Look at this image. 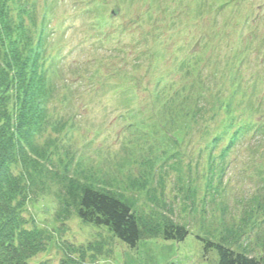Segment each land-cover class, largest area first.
Returning <instances> with one entry per match:
<instances>
[{
	"label": "rangeland",
	"instance_id": "rangeland-1",
	"mask_svg": "<svg viewBox=\"0 0 264 264\" xmlns=\"http://www.w3.org/2000/svg\"><path fill=\"white\" fill-rule=\"evenodd\" d=\"M21 1L34 10L38 33L45 31V66L53 90L46 104L48 120L65 123L59 133L49 128L38 138L41 144L48 137L56 139L52 155L55 178L50 175L44 185L34 188L22 215L27 228L46 230L51 240L47 250L29 264H60L65 244L87 246L91 242L102 243L104 251H92L95 258L88 256L85 264H217L216 249H206L199 237L216 242L230 238L234 248H246L264 259V18H260L264 0H235L219 15L213 9L199 15L198 0H185L193 11L182 9L169 22L166 17L173 15L175 5L168 4L171 10L165 11L166 0ZM239 3L242 15L258 17L256 49L246 52L243 38L253 28L244 25V16L234 13L233 6ZM218 7L216 4L214 9ZM11 8L16 16L19 1ZM24 18L31 25L29 17ZM232 20L236 21L230 28ZM208 33L216 44L226 34L222 51L206 48L208 57L218 60L215 81L226 86L223 97L229 98L237 88L232 85L241 83L243 92L235 100L242 101V109L236 114L249 112L255 121L228 153L224 174L213 178L202 149L224 128L225 116L215 107L216 119L206 137L202 130L196 131L176 151H169L164 130L156 123L163 114L168 115L162 108L170 105L173 91L156 100L153 88L158 75L147 72L151 61L144 57L145 65H141L135 59L139 51L160 53L164 57L158 62L160 68H169L171 55L177 54L180 60L197 58L201 50L197 40ZM187 40L194 41L195 47L187 48ZM117 48L123 53L118 54ZM241 59L237 69L242 75L237 78L235 67ZM173 71L175 68L165 70L166 75ZM180 76L169 75L168 79ZM228 136L215 147L217 157L229 143ZM174 151L179 152L178 158L173 157ZM65 165L70 176L79 174L86 180L93 175L100 185L123 193L140 217L161 220L169 216L186 224L188 236L182 241L141 239L132 248L105 227L83 223L75 214L61 220L58 213L65 188L59 178L65 174ZM12 171L20 176L23 169L13 165Z\"/></svg>",
	"mask_w": 264,
	"mask_h": 264
},
{
	"label": "trees",
	"instance_id": "trees-1",
	"mask_svg": "<svg viewBox=\"0 0 264 264\" xmlns=\"http://www.w3.org/2000/svg\"><path fill=\"white\" fill-rule=\"evenodd\" d=\"M16 1L0 0V264H29L31 258L47 250L51 237L46 230L27 228L28 221L22 212L34 188L44 185L45 179L50 175L55 178L52 155L56 139L48 137L41 144L38 138L49 128L59 133L65 124L63 122L58 125L49 121L47 116L46 104L49 101V93L53 90L45 66V31L38 33L34 10L27 8L21 0H18V13L13 15L11 5ZM186 1L166 0L165 11L171 10L170 4L175 5L173 15L166 17L168 22L173 21L182 9L184 12L193 11L192 8L186 7L189 6ZM234 2L235 0H198L197 11L200 12L199 15H204L203 11L213 9L219 15L225 5ZM216 4L218 9H214ZM235 8L234 13L244 16L240 3L235 4ZM25 16L29 17L28 22L31 25L26 22ZM235 21H229L227 25L231 28ZM253 21L255 19L251 14L244 16V25L250 30L253 28L249 36L245 35L243 38L247 48H243L244 52L254 47V38L258 37L255 32L259 28L253 25ZM225 36L223 33V37L217 39L218 44L209 33L199 40L195 39L200 41L197 43L198 48H201L200 55L197 58L183 57L181 60L177 54L171 55L168 59L169 68H160L158 62L163 57L160 53L139 51L135 55L139 64L143 63L144 57L151 61L149 68L146 66L150 76L154 73L158 75L153 88L156 100L161 101L173 91L169 99L170 105L165 104L162 108L163 112L168 110V115L163 114L161 121L156 123L158 128L164 130L169 151L178 148L186 142L188 135L191 137L196 131L202 130V135L205 133L206 137L211 122L216 119L215 107L218 108L220 116H225L222 122L224 128L213 135L205 144V149H202L208 156V172L212 178L216 174H224L228 153L239 137L251 130L255 122L249 112L236 114V110L242 109V101L235 100L237 95L243 92L242 84L232 85L237 88L225 99L223 96L227 95L226 86L215 81L218 60L208 57L206 48H219L222 51L221 43H226ZM193 42L187 40L184 45L189 48ZM179 48L181 49L180 46ZM122 58L126 59L125 56ZM232 59L237 60L234 55ZM241 62L242 59L235 67L237 78L242 75L241 69H237L241 67ZM201 63L203 67L201 66L202 70L199 72ZM224 67L226 68V65ZM171 68H175V71L169 75L174 77L181 73V79H168L169 75H166L165 70ZM194 71H197L195 75ZM179 82L183 83L180 87ZM259 129L260 126L257 127V130ZM227 136L229 143L217 157L214 149ZM175 151L173 157L178 158L179 152ZM165 153L167 155L169 152ZM13 165L22 167V175L13 173ZM64 170L63 177L56 176L65 188L58 213L61 220L75 214L83 223L105 227L114 237L132 248L136 247L141 239L182 241L188 236L189 229L186 224L177 223L169 216H163L161 220L140 217L132 200L123 193L100 185L93 175L86 180H82L79 174L70 176L68 165H65ZM137 185L146 187L145 183L137 182ZM199 238L205 242L206 249H216L217 264H264L263 258L251 255L246 248H234L229 242L230 238H223L222 242ZM92 251L102 254V243L91 242L87 246L65 244L64 257L60 264H85L88 256L95 258ZM39 264L48 263L42 261Z\"/></svg>",
	"mask_w": 264,
	"mask_h": 264
}]
</instances>
